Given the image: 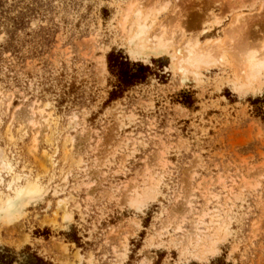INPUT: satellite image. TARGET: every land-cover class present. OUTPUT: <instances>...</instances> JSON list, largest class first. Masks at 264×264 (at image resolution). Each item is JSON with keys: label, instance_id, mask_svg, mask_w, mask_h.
<instances>
[{"label": "rangeland", "instance_id": "1", "mask_svg": "<svg viewBox=\"0 0 264 264\" xmlns=\"http://www.w3.org/2000/svg\"><path fill=\"white\" fill-rule=\"evenodd\" d=\"M137 10L173 32L168 52H132ZM187 40L220 42L222 59L181 71ZM239 45L264 50V0H0V162L36 190L0 219V253L20 264L34 253L54 264H264V76L244 77ZM111 52L154 75L113 96Z\"/></svg>", "mask_w": 264, "mask_h": 264}, {"label": "bare ground", "instance_id": "2", "mask_svg": "<svg viewBox=\"0 0 264 264\" xmlns=\"http://www.w3.org/2000/svg\"><path fill=\"white\" fill-rule=\"evenodd\" d=\"M132 10H134L132 6H130L126 10L124 20L122 21L123 29H125L126 24L129 22L131 15L133 14ZM135 14L137 18L131 22L130 24L131 27L129 29L130 32L133 29L132 35L130 36V44L132 48H134L132 52L140 56L142 55L145 47H151L158 51L168 52V49L175 44V37L172 34L173 32L171 33L169 30H167L165 27H162V26H160L157 30H155L151 26L152 23L151 24L148 23L150 19L149 15H144L140 10L139 11L137 10ZM240 22H242V18L239 17L238 19H236V21L233 22L234 24L232 25V27H230L229 30L226 31L227 38H228L227 40L230 42V43L227 42L228 46L229 44H232L233 42L235 43V40H236L235 35L238 36L237 34H239L237 31L239 30L237 26L240 24ZM218 40L220 41V39ZM204 44L201 45L196 40H187L181 46L179 47L177 46L176 49H177V54H178V65L181 71L195 72L202 68L206 69V67H209L215 64L216 62H218L219 61L218 59H222L221 52L224 50V47L223 46L221 47V45L218 46L220 42H217L215 44L214 43L205 44V45ZM239 46H236L237 52L234 49H232V51L234 50L236 52L235 54L237 57L236 62L239 63L242 74L245 75L244 77L247 78L249 82H253L254 80H260L261 76H264L263 75L264 73V50H260L261 47L259 49L258 46L257 48L260 51H258L256 46L255 47H252L250 45H239ZM230 48H233V47H230ZM29 109H30V113L34 115V111H35L34 106L31 105ZM34 142H35V139H34ZM37 142L35 143V146ZM2 170L7 171V173L12 177L10 184L8 185V191L10 195L12 194V196L3 197V195L1 194L0 196V219L5 220V221L6 220L10 221L20 212L19 209L21 205L23 204L22 201L24 199L33 198L35 196L34 192H36V190L33 191L34 186L32 184L27 185L28 182H30L28 179H27L28 182L26 181L27 182L26 186L21 187V188L17 186V185H20L18 184L20 182V174L17 173V170L11 164L10 160L4 159V158L1 159L0 172ZM2 181L3 179H2V176L0 175V183H2Z\"/></svg>", "mask_w": 264, "mask_h": 264}, {"label": "trees", "instance_id": "3", "mask_svg": "<svg viewBox=\"0 0 264 264\" xmlns=\"http://www.w3.org/2000/svg\"><path fill=\"white\" fill-rule=\"evenodd\" d=\"M108 67L110 72L117 78L116 91L112 93L113 96H118L125 93L127 90L132 89L135 86L145 84L151 76L154 75L151 67L144 66L141 63H132L127 58H124L122 54L111 52L108 55ZM261 101L257 99L255 104ZM259 117L264 121V107L258 108ZM30 251V248H28ZM25 253V252H24ZM29 254V253H28ZM19 263L17 258L6 249L3 253H0V264H16ZM26 264H54L49 261H45L37 254H29Z\"/></svg>", "mask_w": 264, "mask_h": 264}]
</instances>
